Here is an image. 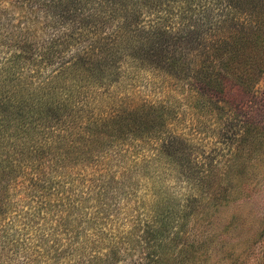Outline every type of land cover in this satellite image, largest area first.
I'll return each mask as SVG.
<instances>
[{"label":"trees","instance_id":"obj_1","mask_svg":"<svg viewBox=\"0 0 264 264\" xmlns=\"http://www.w3.org/2000/svg\"><path fill=\"white\" fill-rule=\"evenodd\" d=\"M6 1L12 0H0V264H116L117 243L135 239L142 248L135 264L190 261L192 249H199L195 236L168 252L185 238L179 220L202 198L208 209L221 205L225 190L216 198L202 181L190 179L180 155L187 140L170 130L177 120L173 106L144 98L134 106L128 83L144 71L182 86L191 77L197 94L190 96L201 111L214 106L234 114L242 128L239 155L247 138L264 137V115L246 111L264 75V0H36L45 23L29 9L31 0L20 5L34 14L2 8ZM182 86L179 93L189 92ZM106 105L111 110L101 111ZM123 146L145 149L137 155L148 168L130 166L138 174L128 183L123 173L116 178L97 164L104 194L119 204L135 194L140 180L150 182L151 194L133 196L127 235L109 234L99 199L91 206H85L90 197L85 204L83 198L60 204L65 194L59 188L71 167L121 157ZM153 161L192 181L198 199L193 187L187 198L166 195L153 180ZM50 196L55 208L47 221L40 215H47L43 203ZM98 242L102 247H95ZM86 244L93 249L84 258L60 257L78 246L75 252L84 254ZM29 249L38 251L35 260L25 256Z\"/></svg>","mask_w":264,"mask_h":264},{"label":"rangeland","instance_id":"obj_2","mask_svg":"<svg viewBox=\"0 0 264 264\" xmlns=\"http://www.w3.org/2000/svg\"><path fill=\"white\" fill-rule=\"evenodd\" d=\"M35 2L37 1L31 0L30 3L34 6L29 8L34 12L37 9ZM1 7L14 10L16 7L21 10L28 9V7L20 5V0L6 1ZM29 9L27 12L31 13L32 11ZM38 15L36 14L38 20L45 23V17L42 14ZM17 22L18 20L14 18L13 23ZM136 74L131 76L127 87L134 106L138 105V102L143 98L147 102H161L167 107L169 104L173 106L177 120L175 126L170 127V130L173 133V138L181 134L187 140V145L184 144L186 148L181 151L180 155L184 159L183 164L186 170L189 167L192 177L190 179L197 180V182L202 181L203 188L206 187L216 198L219 194L223 195L225 190L224 201L216 208L208 209L206 207L207 200L202 198L195 201L191 208L187 209V213L184 212L185 218L179 220V223L184 225L183 232L179 236H185V238L169 248L168 252L174 254L185 243V240L191 241V238L195 236L198 240L195 244L199 249H192V259L186 260L183 264H264V137L252 135L247 138L242 153L239 152V155H236V146L242 135V128L238 121L233 119L234 114L228 109L227 111H217L214 106L201 111L197 100L190 96V94L194 96L196 93L191 77L185 80L187 85L182 86L176 79L165 75L158 76L156 72L151 74L144 71ZM179 85L186 91L188 89L189 92L179 93ZM81 94V98L89 97L84 93ZM250 97L252 102L248 103L246 111L262 118L260 115H264V75L251 91ZM90 102L93 101L90 100ZM106 102L104 101V104ZM85 106H87V110L96 112V109L89 105ZM110 110L111 108L107 105L101 109L103 112ZM92 113L89 111L88 115L91 116ZM218 114H224V118L218 119ZM201 122H204L205 126ZM147 147L150 148V146ZM133 151L134 153H132ZM143 151L145 149L139 150V147L131 149V147L123 146L119 152L121 157L112 159L103 157L104 159H100L94 165L92 163L87 166L77 164L71 167L67 170V175L61 178L63 183L59 189L62 190L65 197L59 199L62 200L60 204H67L82 198L85 204V200L90 197L92 200L87 201L85 206H91L97 198L107 216L104 233L116 234L119 231L127 235L131 230L133 196L138 195L147 199V196L151 194L149 192L151 184L149 181L136 180L138 188L134 192L135 194H128L125 198H121L126 200L115 204L114 200L113 203L111 201V195L104 194L108 191L107 187L101 185V180L97 178L98 174H95L97 171L95 172L94 168L97 164L106 166V172H112L116 178H119L123 173V178L129 183L134 181V175L138 174L131 170L130 166L133 169L139 167L141 172L148 168L145 164H140L137 155L138 152ZM152 163L158 167L154 173L157 174V177L153 180L157 179L162 188H167L166 195L187 198L190 196L188 195L189 188L193 187L194 197L198 199L199 191L192 185V181L186 182L185 177L181 175L179 178L176 169L168 164L163 166L156 161ZM56 191L53 194L55 197L57 196ZM205 194L206 197L208 194ZM55 197L50 196L43 203L45 206L43 209L47 215L40 216H44L47 221H50L51 215H54L53 208L55 207L50 200ZM67 197L68 199H66ZM151 201L147 204L149 207L154 203ZM65 204L61 208L67 213L69 207ZM49 205H51V209ZM73 214H78V212L75 211ZM52 223L54 225V222ZM133 239L132 237L131 240ZM98 244L99 242L95 247H102V244ZM84 248V254L83 250L79 254L75 252L76 250L80 252L82 249L78 246L60 257L65 256V260H67V255L71 253L74 259H82L88 253L90 254L93 244H86ZM116 250L118 252L116 264H135L142 257V248L136 239L131 243L118 242ZM37 253V250L29 249L28 255H25L24 252L18 253V255L29 256L28 258L35 260ZM108 263L110 262L107 261L105 264ZM4 264H8V262H4ZM94 264H99V262Z\"/></svg>","mask_w":264,"mask_h":264}]
</instances>
